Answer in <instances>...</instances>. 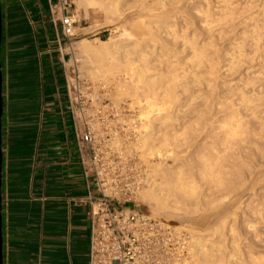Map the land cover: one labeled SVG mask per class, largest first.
I'll list each match as a JSON object with an SVG mask.
<instances>
[{
    "label": "bare ground",
    "instance_id": "6f19581e",
    "mask_svg": "<svg viewBox=\"0 0 264 264\" xmlns=\"http://www.w3.org/2000/svg\"><path fill=\"white\" fill-rule=\"evenodd\" d=\"M159 1L162 5L156 10L143 0L141 15L148 18L147 26L151 34L139 39L132 47L117 44L109 49L106 40L94 44L81 39L76 42L77 48L83 53L84 62L94 58L102 66L121 58H131L134 64L145 61L147 56L159 62H169L178 56L182 47L191 49L192 57L189 58L185 75L174 68L173 75L166 71L154 78L148 74V65L141 63L134 65L130 72L131 80L136 85L143 80L140 88L146 94L145 101L149 107L144 111V116H140L145 120L142 125L146 133L141 136L143 145L140 139L139 144L146 146L151 155L163 154V159L149 173L151 180L140 193V198L158 216L161 213L168 217L183 214L181 205L187 202L200 201L202 209H209L210 206L213 210L212 231L217 232L228 224L227 230L234 244L232 252L237 251L234 264H255L251 256H239L241 235L232 217L236 208L241 206L240 197L251 185L253 191L243 205L244 213L257 216V219L242 224L255 233L254 238L258 237L259 223L264 221V189L261 190L262 184L257 186L262 179L260 174L263 175L258 165L264 158V1L245 0L239 5L233 0H220L216 10L207 8L204 14L205 31L200 42L195 33H188L187 22L181 27L176 25L183 15L182 7L178 4L180 0ZM123 14L121 11L118 17L121 18ZM239 22L245 26L240 35L242 38L225 54L219 40ZM247 43H250L251 50L245 48ZM251 52L254 55H250ZM244 61L254 62L253 66L258 67V75L263 77L261 82L260 78L255 77L259 84L255 78L256 81L251 80L248 70L244 72L246 81L243 77V84L240 83L241 78L231 83L230 87L220 81L223 69L231 74ZM91 67L88 69L91 70ZM164 76L169 79L168 82L159 84ZM181 99L184 103L177 104ZM154 105L165 110L160 112L159 107L153 108ZM180 116L183 120L177 127L176 120ZM159 130L163 132L160 137ZM185 149L194 152L196 160L190 152L187 155ZM183 151L186 155L182 154ZM168 160L172 163H166ZM257 168L261 172L259 175L256 174L259 172ZM156 176L160 178L159 181H156ZM227 197L232 199L231 203L226 202ZM206 204L208 206H204ZM176 228L195 233L186 225H177ZM195 235L193 243L208 261L217 263L227 260L221 250V241L211 245L214 252L205 247L206 239L203 238L208 235L206 231ZM191 253L196 256L197 249L192 248ZM229 261L233 263L231 258Z\"/></svg>",
    "mask_w": 264,
    "mask_h": 264
},
{
    "label": "crops",
    "instance_id": "0c3cea01",
    "mask_svg": "<svg viewBox=\"0 0 264 264\" xmlns=\"http://www.w3.org/2000/svg\"><path fill=\"white\" fill-rule=\"evenodd\" d=\"M3 264H90L89 196L50 0H1ZM1 52V51H0Z\"/></svg>",
    "mask_w": 264,
    "mask_h": 264
},
{
    "label": "built area",
    "instance_id": "2783aa9c",
    "mask_svg": "<svg viewBox=\"0 0 264 264\" xmlns=\"http://www.w3.org/2000/svg\"><path fill=\"white\" fill-rule=\"evenodd\" d=\"M49 8L70 43L80 21L75 1L50 0ZM65 81L80 164L98 192L88 201L90 264H185L189 234L133 208L149 168L132 104L110 98L108 83L86 79L75 68L65 67Z\"/></svg>",
    "mask_w": 264,
    "mask_h": 264
},
{
    "label": "rangeland",
    "instance_id": "374dc122",
    "mask_svg": "<svg viewBox=\"0 0 264 264\" xmlns=\"http://www.w3.org/2000/svg\"><path fill=\"white\" fill-rule=\"evenodd\" d=\"M76 5V14L79 18V23L76 28L77 36L72 39L70 43H67L65 45V51L68 52V58H67V67L68 70H72L75 68L77 71H79L86 79L91 80H103L109 85L110 94L108 95L110 98L116 99V100H125L128 101V103L132 104V110L131 113L136 115L135 119L137 124H139L140 130L138 131L137 135L138 141L140 139L141 143V136L146 133L144 131V125L142 123L145 120H142L140 116H144V111L149 109L147 106V102L145 101L146 94L141 91V86L143 85V80L138 82L139 85H136V82H133L131 80L130 72L133 70V66L138 64L140 65H148L149 72L148 74H152V76L155 78L159 73L166 72L171 73L173 75L174 68H177V72L181 75L186 74V67L189 64V58L192 57V51L190 48H181V52L178 53V56L175 58L170 59L169 62H159L155 59L153 60L152 57L147 56V59L145 61H137L134 62V64L131 63V58H121L118 60H111L107 65L102 66V64L95 60L94 58L90 59V62H84L83 53L80 52L77 48L76 42L81 39H86L90 41L91 43L98 44L99 41H108L109 49H112L117 44H124L128 47H132L136 42H138L139 39H142L143 37H148L150 33V29L147 26V20L148 18L141 15V9L143 5V0H74ZM149 7L152 6V9H156L162 3L159 0H144ZM220 0H180L178 3L179 6L182 7L181 10H183V15L181 18H179L176 22L177 27H181L182 24L188 25V33L193 32L195 35L198 36L199 42L203 39V33L205 31V18L204 14L206 13L207 8H210L211 10H216L217 6L219 5ZM235 4H243L245 0H233ZM259 3L264 0H258ZM144 2V3H145ZM162 10V9H160ZM123 11V15L121 18L118 17V14ZM120 16V15H119ZM189 21V22H188ZM245 26L244 24H241L239 22L236 26L231 28L226 36L223 37V39L219 40V45L223 49L224 53L227 54L229 50L233 49V46H235L240 40H241V34L244 31ZM232 32V33H231ZM241 35V36H240ZM159 42V41H158ZM252 43V42H250ZM250 43L245 44V48L248 50H251ZM171 47V45H169ZM250 55H254V52H251ZM0 58L2 65L4 63L3 59V50L0 52ZM150 60V62H149ZM176 61H179V63H176ZM254 62L250 63L247 61H244L239 67L238 70L235 72H232L231 74L226 71L222 70V75L219 76V79L221 77V80L226 86L228 84L231 85V83H236L240 80V83L243 84L246 81V76H244V72H247V70L251 73V80H255L256 78H261L258 75V67L253 66ZM92 66L91 70L88 69V67ZM226 72V73H225ZM226 77H224L225 75ZM246 75V74H245ZM159 76V75H158ZM224 77V78H223ZM244 77V78H243ZM256 77V78H255ZM245 80L243 82V79ZM255 78V79H254ZM238 79V80H237ZM256 79V80H257ZM264 79V78H263ZM169 79H167L165 76L161 78V81H159L161 84L163 81L168 82ZM255 80V81H256ZM243 83H242V82ZM259 84L260 82H258ZM232 86V85H231ZM230 87V86H229ZM198 89V88H197ZM183 99H181L182 101ZM139 101V102H138ZM179 101L177 104L180 105V103H184V100L181 102ZM146 102V103H144ZM155 106V105H154ZM182 106V105H181ZM153 107V106H152ZM157 106L153 107L156 108ZM159 107V106H158ZM157 107V108H158ZM151 108V107H150ZM159 111H164L165 109H160ZM182 117L180 116V119L176 120L177 127H180V124L182 123ZM162 131H158V136H162ZM142 144V143H141ZM140 144V145H141ZM143 145V144H142ZM143 150V158L145 159V164L148 166V182L144 186V189L148 187L150 174L153 172L155 165H157L163 158L161 157V154L151 155L146 150V146H141ZM164 148V147H163ZM191 151L193 148H188ZM186 150L187 155H196L194 152ZM164 151V149H162ZM190 152V154H189ZM193 153V154H192ZM183 155H186L185 152H182ZM163 156V154H162ZM264 158L261 160V164L259 163L258 168H261L263 170V175L261 176V172L259 171L256 173L261 177V181L259 180L258 185L261 186V190L264 189ZM172 163L171 161H166V163ZM262 165V166H261ZM261 170V171H262ZM259 173V174H258ZM255 174V175H256ZM160 178L156 176V181H159ZM261 182V183H260ZM248 186V185H245ZM263 188V189H262ZM246 189V187L244 188ZM251 189V185L249 186V189L247 190L246 194L242 197H240V200L242 201L241 206L236 208V212L234 213L232 219L233 222L236 224V229L239 231L241 238L240 243L242 244L241 247V253L239 256L242 257H249L251 256L254 259L255 264H264V221H260L258 230L259 235L258 237L254 238L255 233L249 230L244 224H248L252 219L256 220L257 216H252L250 213L245 212L244 213V206L245 201L247 199V196L251 194L253 191ZM254 189V188H253ZM136 196L134 201L133 208L137 211H140L144 214L149 215L152 218L160 219L163 221L168 222L173 228H176L177 225H186L187 227L193 229L195 233L200 231H206L208 233L207 236H205L203 239H206L204 244L206 243L205 247L207 249H213L214 247L211 246L212 244H216L221 241V250L222 252L227 256L225 259L227 260H221L217 263H214L212 261H208L206 257L204 256V253H201V251H198V247L196 244H194V237L197 236L195 233L188 232L189 234V246H188V255H185L184 260H186L185 264H234L235 262V254L236 252H232V244L231 242V234L226 228L217 230V232L212 231V216H213V210L211 211L210 206L207 204L204 206H208L209 209L201 208V202L200 201H193V202H187L181 205L183 209H180L181 211L184 210L183 214H180L178 216H166L164 213H161L159 216L156 214L154 215L151 208L146 205L144 202H142L140 198V193ZM250 190V191H249ZM231 197V196H229ZM228 198V201L226 198L227 203H231L233 197ZM235 197V196H234ZM242 198V199H241ZM139 199V200H138ZM235 201V198H233ZM225 201V200H224ZM223 203V206H225ZM234 203V202H233ZM232 203V204H233ZM231 204V205H232ZM201 205V207H200ZM228 205V204H227ZM244 205V206H243ZM132 205H127V207H131ZM189 208H192L191 211ZM213 209V208H212ZM179 210V211H180ZM210 210V211H209ZM202 211V212H201ZM163 214V217H161ZM206 214V217H205ZM204 217H203V216ZM208 216V217H207ZM203 217V218H202ZM207 221H205V219ZM211 220V222H209ZM244 221V222H243ZM263 231V232H262ZM262 232V233H261ZM254 238V239H253ZM192 240V241H191ZM247 240V241H246ZM192 248L197 249L196 256H192ZM201 248V246H200ZM201 250V249H200ZM214 252H216L214 250ZM231 255H234L231 257ZM238 256V254H237ZM229 258L233 260V263L229 261ZM249 259V258H247Z\"/></svg>",
    "mask_w": 264,
    "mask_h": 264
},
{
    "label": "water",
    "instance_id": "95a60500",
    "mask_svg": "<svg viewBox=\"0 0 264 264\" xmlns=\"http://www.w3.org/2000/svg\"><path fill=\"white\" fill-rule=\"evenodd\" d=\"M3 38V14L0 0V51ZM2 116H3V71L2 62L0 58V264H3V233H2V165H3V151H2Z\"/></svg>",
    "mask_w": 264,
    "mask_h": 264
}]
</instances>
